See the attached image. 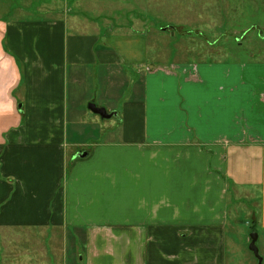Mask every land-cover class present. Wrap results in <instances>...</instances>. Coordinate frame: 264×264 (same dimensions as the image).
Returning <instances> with one entry per match:
<instances>
[{
	"label": "crops",
	"instance_id": "0c3cea01",
	"mask_svg": "<svg viewBox=\"0 0 264 264\" xmlns=\"http://www.w3.org/2000/svg\"><path fill=\"white\" fill-rule=\"evenodd\" d=\"M53 2L0 0V227L84 229L89 264H230V193L264 200V62L151 67L147 33Z\"/></svg>",
	"mask_w": 264,
	"mask_h": 264
},
{
	"label": "rangeland",
	"instance_id": "374dc122",
	"mask_svg": "<svg viewBox=\"0 0 264 264\" xmlns=\"http://www.w3.org/2000/svg\"><path fill=\"white\" fill-rule=\"evenodd\" d=\"M53 4L69 12L70 27L77 31L147 33L151 67L264 62V0H54ZM253 194L256 197L237 208L230 193V264H259L250 249L253 232L259 234L257 246L264 264V200L260 192ZM125 253L122 248L121 254ZM92 254L84 229L56 224L0 227V264H89Z\"/></svg>",
	"mask_w": 264,
	"mask_h": 264
},
{
	"label": "water",
	"instance_id": "95a60500",
	"mask_svg": "<svg viewBox=\"0 0 264 264\" xmlns=\"http://www.w3.org/2000/svg\"><path fill=\"white\" fill-rule=\"evenodd\" d=\"M89 109L94 112L95 114H98L101 116L103 119H110L112 117H115L118 115L117 111H109L107 108L98 106L94 102H91L88 105ZM87 155V152L80 154V157H85ZM251 242H250V249L254 252L255 256L257 257L259 264H262L263 262V257L260 254V250L257 246V241L259 239V234L257 232H253L250 235Z\"/></svg>",
	"mask_w": 264,
	"mask_h": 264
},
{
	"label": "clouds",
	"instance_id": "9594fccd",
	"mask_svg": "<svg viewBox=\"0 0 264 264\" xmlns=\"http://www.w3.org/2000/svg\"><path fill=\"white\" fill-rule=\"evenodd\" d=\"M9 110H14V103L10 99L7 102L0 101V114H6Z\"/></svg>",
	"mask_w": 264,
	"mask_h": 264
}]
</instances>
